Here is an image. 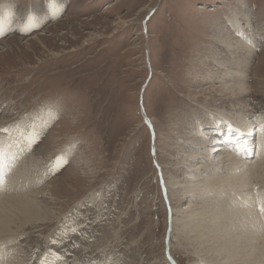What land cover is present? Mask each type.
Segmentation results:
<instances>
[{
  "label": "rangeland",
  "instance_id": "1",
  "mask_svg": "<svg viewBox=\"0 0 264 264\" xmlns=\"http://www.w3.org/2000/svg\"><path fill=\"white\" fill-rule=\"evenodd\" d=\"M239 1L0 0V145L20 149L24 190L45 188L43 204L59 213L0 241L12 264H205L174 246L182 234L170 225L165 169L198 125L264 129V0H242L237 32L229 9ZM217 30L235 45L215 43ZM226 49L240 55L226 60ZM245 55L247 76L228 83H247L243 99L203 79L218 72L206 70L214 56L238 69Z\"/></svg>",
  "mask_w": 264,
  "mask_h": 264
},
{
  "label": "bare ground",
  "instance_id": "2",
  "mask_svg": "<svg viewBox=\"0 0 264 264\" xmlns=\"http://www.w3.org/2000/svg\"><path fill=\"white\" fill-rule=\"evenodd\" d=\"M238 4L242 9L240 7L229 9L233 16L232 27L237 32L240 31L239 16H247L243 7L244 2L240 0ZM225 24L227 25L226 22ZM211 27L224 30L222 27L226 26L218 21L214 27ZM0 30L4 31L5 26ZM247 34L252 38L249 39L250 44H254V31ZM212 36L215 43H223L226 48L235 45L231 36L220 30ZM236 48L241 52L240 47ZM227 52L230 58L226 60H230L233 54H239L231 53L229 50ZM224 57L226 55H222V60H225ZM243 58L246 64L236 69L224 68L226 65L214 56L217 68L213 65L206 70L218 72L215 77L206 74L203 79L210 83L211 79H219L224 84L220 88L230 94V99H243L250 92L247 83L242 81L228 85L231 80L241 81L240 78L244 80L247 76L249 72L247 62L251 56L245 55ZM206 111L210 115L213 112L216 114L212 115L213 120L216 119L214 116L225 120L223 112L217 113L216 110L208 109ZM235 114H237L236 118L242 121L245 120L242 116L247 115V112L237 113L236 111ZM223 124L229 126L220 128L216 120L213 121L212 126L208 127L209 129L198 125L191 130L187 138L179 139L182 143H173L174 148H170L177 149L182 154L175 158L178 160L176 166L166 167L165 173L170 176L163 185V191L168 199L169 215L173 216V210H176L175 213L178 214L174 220L172 219L170 225L182 234L180 242H178L179 239L174 238L176 241L174 246L177 243L183 251L190 253L189 257L200 256L205 264H264V217L260 207L255 205V202L262 199L258 200L257 193L252 189L257 183L260 186L264 182V129L255 127L257 124L250 126L246 124V121L241 122L240 126L226 121ZM256 131L260 134L257 135ZM237 136H241L242 140L236 142ZM255 136L257 137L256 153L254 151ZM218 140H221L220 144ZM215 142H218V145H215L217 147L207 149L210 143ZM230 142L233 143L231 148H229ZM14 150L6 145H0V241L8 244L17 241L16 237L30 228L48 224L59 214L58 211L51 210V207L43 204L45 188L34 193L29 192V189L24 190V187L30 186L27 181L29 177L26 178L25 184L21 175L22 171L18 169L15 171L20 158L18 156L16 161L14 157L17 153L20 154V149L15 146ZM170 155L171 152H168L169 158ZM239 156H248L246 159L249 160L242 162L238 159ZM261 189L263 188L260 186V191ZM54 193H49L48 199L55 197ZM183 201L187 202L181 209L179 207ZM194 202L197 206L192 205ZM260 205H264V201ZM255 213H257L256 217ZM187 240L196 242L191 247ZM1 246L0 264H12L6 250ZM195 258L192 259L195 260ZM187 259L189 260L188 257Z\"/></svg>",
  "mask_w": 264,
  "mask_h": 264
},
{
  "label": "snow or ice",
  "instance_id": "3",
  "mask_svg": "<svg viewBox=\"0 0 264 264\" xmlns=\"http://www.w3.org/2000/svg\"><path fill=\"white\" fill-rule=\"evenodd\" d=\"M260 212H261V214H264V205L261 206Z\"/></svg>",
  "mask_w": 264,
  "mask_h": 264
}]
</instances>
